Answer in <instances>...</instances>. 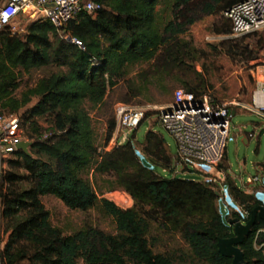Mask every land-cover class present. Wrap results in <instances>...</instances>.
I'll list each match as a JSON object with an SVG mask.
<instances>
[{
    "label": "trees",
    "instance_id": "trees-1",
    "mask_svg": "<svg viewBox=\"0 0 264 264\" xmlns=\"http://www.w3.org/2000/svg\"><path fill=\"white\" fill-rule=\"evenodd\" d=\"M96 1L102 5L96 16L84 11L63 29L50 21H37L23 35H13L9 29L0 33L1 115H19L23 135L32 143L30 155L17 151L8 169L1 170L0 244L5 229L40 208L45 196L59 199L70 210H99L114 220L115 232L86 224L69 235L61 231L60 238L49 244L36 238L11 239L4 251L0 249V264L23 260L29 264H232V259L219 252L218 242L234 237L229 220H244L241 210L251 213L264 206L260 195L246 193L228 176L229 195L240 209L229 213L226 222L220 203L225 189L215 179L210 181L211 175L203 180L159 176L141 157L172 174L175 167L164 139L153 131L146 135L143 152L136 149L135 134L111 151L99 152L88 109L105 106L110 91L125 80L129 94L137 97L140 91L128 78L132 68L142 65L149 67L162 86L167 77L178 73L186 92L222 104L213 83L215 65L203 63V72L195 67L198 62L214 64L217 48L208 45L209 53L200 51L185 36L209 18L214 19L215 34L232 35V24L224 12L246 0ZM219 49V56L231 62L236 57L255 60L241 41L227 40ZM42 69L52 72L17 96L21 80ZM141 77L148 86L150 73ZM34 100L37 103L20 115ZM46 117L52 121L45 129L39 119ZM115 129L113 123L108 142ZM225 161L226 156L220 169H226ZM90 173L95 178L117 176L122 188L138 202L172 218L169 239L153 234L152 222L141 209H123L100 198ZM174 242L176 247H171ZM161 243L164 250L156 251ZM261 244L264 222L257 219L252 236L241 246L247 264H264L256 248Z\"/></svg>",
    "mask_w": 264,
    "mask_h": 264
},
{
    "label": "rangeland",
    "instance_id": "rangeland-1",
    "mask_svg": "<svg viewBox=\"0 0 264 264\" xmlns=\"http://www.w3.org/2000/svg\"><path fill=\"white\" fill-rule=\"evenodd\" d=\"M166 17L169 18L170 14L167 13ZM213 20L214 19L209 18L203 23L196 25L191 28L190 32L185 36V38L192 41L195 47L200 51L209 53L211 49H209L210 47L208 45L217 48V51L214 49L213 56L211 55L214 64H211V62H198L195 64V67L199 72H203V63L206 65H215L213 69L216 72H214L215 80L213 83L215 92L221 97V103L235 102L242 107L247 106L252 102L253 95L257 89V83L253 73L257 66L264 65V29L257 33L238 38L232 35H217L212 31V25L214 24ZM227 40L241 41L244 46L249 47L255 60L246 62L244 58L236 57L235 61L231 62L229 59L219 56V47ZM150 71L147 65L132 68L131 75L128 79L129 82H132L135 89L140 91L136 92L138 93L137 97H133L129 94L128 82L125 80L122 81L116 89L110 91L105 106L88 109L93 121L99 152L104 150L111 151L116 147L120 135V127L115 108L119 103H123L133 107L144 108L148 112L146 120L141 124L136 133H134L136 136V141L134 142L136 149L139 152L144 151L143 143L145 142L146 135L149 131H153L161 135L171 156L174 160L176 159L178 153L177 142L157 120L159 109L173 102L175 90L179 88L183 89L178 81L182 76L176 73L172 77H167L162 86L158 83V78H153L154 74H151ZM50 72H52V70L42 69L35 70L31 74L26 75L21 80L20 88L16 93L17 96H20L27 89L33 87L39 79L47 76ZM146 73H150L151 75V82L148 86L143 84V77H141L144 74L146 75ZM127 98L131 99V102H125L124 100ZM36 103L37 100H34L20 112V115L24 116V114ZM242 107H232V109H240L244 112H240L232 117V127L227 144L226 161L224 165L226 169L208 165H200L198 167H196V165H189V171L184 172L182 171L184 168L180 167L176 174H172L170 171H166L162 166L154 165L145 157H141L143 162L161 177L173 178L176 176L183 179L203 180L207 175H211L217 183L222 185L221 187L224 188L227 193V199L221 198L220 200L222 214L226 222H228L227 215L229 212L238 209L237 204L229 195V185L226 184L227 177H231L235 183L237 181L239 186L249 184L251 178L257 176L261 177L262 172L259 170V167L264 164V132L256 128V125L264 126V121L258 115L247 112ZM1 114L2 112L0 111V115ZM51 121L50 118L46 117L39 119V124L46 129L51 126ZM113 123L116 124V129L111 140L108 142L109 131ZM250 134L253 136L249 139V144H246L244 139L246 135ZM13 159L14 157L9 156L2 161L0 173L2 169V171L8 169L9 162ZM88 176L89 179L92 180L100 198H106L123 209H130L133 207L141 209L152 222L154 227L153 234H161L164 236L165 240L169 239L173 220L172 218H168L166 213H163L161 210L154 211L150 205L138 202L129 192L122 188L118 182L117 176H113L112 178L98 176L95 178L92 173ZM256 187L257 189L254 190L255 194L264 190V188H261L262 184H258ZM112 188L114 190L111 191L110 189ZM260 199L264 204V193L260 194ZM41 203L42 206L40 208L24 214L12 222L4 231L5 239L9 237L13 241L25 238H36L49 244L53 240L60 238L61 231L62 234L69 235L80 230L86 224L97 226L109 233L115 232L116 225L114 220L97 209L89 212L70 210L59 199L53 196L43 197ZM227 205L230 206L229 209ZM176 244L177 242L172 243L171 247H176ZM163 247V243L159 244L156 247V251H163ZM256 248L260 250V245H256ZM0 249L2 250V243L0 244ZM80 264H84V262ZM184 264L193 263L188 261Z\"/></svg>",
    "mask_w": 264,
    "mask_h": 264
},
{
    "label": "built area",
    "instance_id": "built-area-1",
    "mask_svg": "<svg viewBox=\"0 0 264 264\" xmlns=\"http://www.w3.org/2000/svg\"><path fill=\"white\" fill-rule=\"evenodd\" d=\"M101 10L102 5L96 0H1L0 33L9 29L13 35H23L29 25L37 21H50L58 29H63L80 13L85 11L96 16ZM224 16L232 24L233 37L257 33L264 29V0L240 2L226 10ZM73 42L82 46L78 40ZM233 106L242 107L235 102L215 105L208 96L197 98L182 88L175 90L173 102L160 108L158 113V121L177 142L175 174L180 167L185 169L189 165L219 167L222 164L231 133ZM242 108L264 121V75L252 102ZM115 112L120 127L117 144L130 141L148 113L144 108L123 103L116 106ZM252 136L250 134L249 138ZM21 142L29 141L23 135L20 116L0 115V167L3 160L19 151L17 146ZM259 170L261 177L251 178L249 184L264 185V172ZM222 197L227 198L225 192ZM241 212L243 221H248L251 213ZM260 251L264 260V244L260 245Z\"/></svg>",
    "mask_w": 264,
    "mask_h": 264
},
{
    "label": "water",
    "instance_id": "water-1",
    "mask_svg": "<svg viewBox=\"0 0 264 264\" xmlns=\"http://www.w3.org/2000/svg\"><path fill=\"white\" fill-rule=\"evenodd\" d=\"M244 142L248 144L246 139ZM31 142H21L17 148L30 155ZM257 219L264 222V206H259L251 212L250 219L243 221L239 218L230 219L229 225L233 226L234 237L221 239L218 242L219 252L226 258L232 259V264H247L241 246L252 236Z\"/></svg>",
    "mask_w": 264,
    "mask_h": 264
},
{
    "label": "crops",
    "instance_id": "crops-1",
    "mask_svg": "<svg viewBox=\"0 0 264 264\" xmlns=\"http://www.w3.org/2000/svg\"><path fill=\"white\" fill-rule=\"evenodd\" d=\"M253 75H254V78H255V80H256V83H257V87H258V84L262 81V79H263V75H264V65H259V66H257L256 67V69H255V72L253 73ZM257 90V89H256ZM256 92V91H255ZM253 99V98H252ZM232 111H233V116H236L238 113H240V112H244V111H242V110H240V109H232ZM157 122H159L158 120H157ZM256 128H259V129H261L262 130V132H264V126H262V125H256ZM246 141L248 142V144H249V135H246ZM166 146V145H165ZM166 148H167V150H168V152H169V154H170V156H171V153H170V151H169V149H168V147L166 146ZM171 158L173 159V157L171 156ZM176 158H177V156H176ZM174 161H176V159L174 160L173 159V162ZM263 165H261L260 167H259V169H262L263 167H262ZM182 171H184V172H186V168L185 169H183ZM236 184L238 185V183H237V181H236ZM245 185V184H244ZM244 185H242V186H239V187H241V188H243V187H246V188H243L244 190H245V192L246 193H248V194H251V195H257V194H261V193H264V190L263 191H259L257 194H255V189H257V185H254V184H246L245 186ZM261 188H264V185H262V187ZM228 206V209L230 208V206L229 205H227ZM238 206V209L237 210H239L240 208H239V205H237ZM237 210H231L229 213L230 214H232L234 211H237ZM10 238L8 237V238H6L5 239V237H4V235H3V241H2V250L4 251L5 249H6V247L8 246V244H9V242H10ZM18 264H29L28 263V261H26V260H23V261H21L20 263H18Z\"/></svg>",
    "mask_w": 264,
    "mask_h": 264
}]
</instances>
